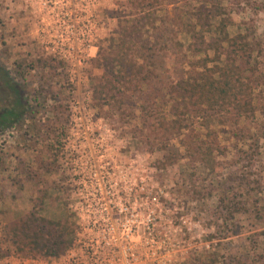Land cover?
Segmentation results:
<instances>
[{
    "label": "rangeland",
    "instance_id": "rangeland-1",
    "mask_svg": "<svg viewBox=\"0 0 264 264\" xmlns=\"http://www.w3.org/2000/svg\"><path fill=\"white\" fill-rule=\"evenodd\" d=\"M154 7L164 29L148 33L165 42L141 55L159 60L144 120L131 93L96 92L98 52ZM226 49L232 65L249 59L243 105L195 116L162 97L182 72L219 70ZM0 77L25 112L0 127V260L30 257L10 226L35 212L74 232L109 218L137 264H264V0H0Z\"/></svg>",
    "mask_w": 264,
    "mask_h": 264
},
{
    "label": "trees",
    "instance_id": "trees-1",
    "mask_svg": "<svg viewBox=\"0 0 264 264\" xmlns=\"http://www.w3.org/2000/svg\"><path fill=\"white\" fill-rule=\"evenodd\" d=\"M141 1L146 2L150 0ZM136 13V18L134 16V18L128 20V23L124 26L120 24V31L111 39L109 51L106 52V55L104 54L105 56H103V50L100 47L98 55L100 58L102 57L104 72L103 75L98 78L95 90L98 94L108 96L112 100H117V94L119 93L125 95L129 92L131 93L129 95L131 99L141 101L140 111L142 114L140 117L144 120L152 117L155 120L153 110H150V105L153 104V102L147 98L145 92L151 89H158L153 81L157 78L155 66L159 60L156 62L154 61V65L151 66L145 62V58H142L141 55L143 51H147L151 58H155L159 55L161 42H165L163 36L158 37L154 34L149 35L148 32L149 29L152 33L154 30L159 31L164 29V27L158 26L160 19L157 17L158 13L156 7L150 10L141 8ZM129 25L131 26L130 28ZM146 26L148 28L146 32L142 34V29ZM127 29L128 31H126ZM220 29L223 31L222 27H220ZM239 37L242 36L239 35ZM230 39L231 37L229 34L224 31L223 40L230 41ZM169 41L172 42L171 39ZM243 51L244 50H242V52ZM221 53L222 52L219 51V55ZM222 55L225 56V58H223L225 64L223 67L219 68V70H212L209 68L208 71L203 72L199 76L194 73L187 75L188 72H182V77L177 81H171L167 84L169 85L170 91L165 92L162 97L167 98V103L174 102L177 104L176 108L184 105V107L187 108L185 115L188 113L190 114L192 111L195 112V116H197L207 111L206 108L212 109L215 114L225 112L226 110L224 109H228L230 106L239 108L243 105V101L246 100L244 96L247 94V90H243V86L240 84L244 81V76L241 71L244 72L243 69L245 68V64L247 62L249 63V59L244 60L242 55L240 57V64L237 66L232 65V61L234 60L233 52L231 49H226L219 58L214 61L219 63L222 59ZM247 70L250 69L247 68ZM15 90L21 93L18 87H16ZM126 96L128 97V95ZM168 97H171L170 100ZM21 115V111L18 113L12 111L9 122H2L1 127L3 129L10 127ZM197 139L199 138H194L195 148L193 149L204 151L205 149L198 145ZM206 149H209L208 146ZM229 200H231V198H229ZM236 206L234 199H232L230 205H223L222 208L223 210L226 209V212L229 214L235 212L233 208ZM72 232H74L72 223L69 225L66 221L55 222L53 220L44 219L37 216L35 212L30 213L26 219L10 226L12 242L16 246L15 252L21 256L40 258L57 256L65 252L72 244V239L70 240L66 238V236Z\"/></svg>",
    "mask_w": 264,
    "mask_h": 264
},
{
    "label": "built area",
    "instance_id": "built-area-1",
    "mask_svg": "<svg viewBox=\"0 0 264 264\" xmlns=\"http://www.w3.org/2000/svg\"><path fill=\"white\" fill-rule=\"evenodd\" d=\"M123 233L109 218H91L78 224L74 242L65 253L48 258L18 257L16 263L0 260V264H137L136 252L124 242Z\"/></svg>",
    "mask_w": 264,
    "mask_h": 264
},
{
    "label": "flooded vegetation",
    "instance_id": "flooded-vegetation-1",
    "mask_svg": "<svg viewBox=\"0 0 264 264\" xmlns=\"http://www.w3.org/2000/svg\"><path fill=\"white\" fill-rule=\"evenodd\" d=\"M6 75V74H5ZM7 78V77H6ZM8 79V78H7ZM5 79V77H0V127L1 123L9 122V119L11 118L12 111L22 112V115H24V111L22 109L23 101L22 98H20V93L18 90L16 91L14 86L11 88V82L10 80ZM13 90V93L16 92L18 94V100L15 104L10 105V95L12 94L11 91ZM21 99V100H20ZM20 118H18L19 120ZM1 129H3L1 127Z\"/></svg>",
    "mask_w": 264,
    "mask_h": 264
}]
</instances>
